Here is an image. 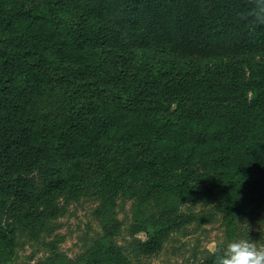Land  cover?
<instances>
[{
    "label": "trees",
    "instance_id": "1",
    "mask_svg": "<svg viewBox=\"0 0 264 264\" xmlns=\"http://www.w3.org/2000/svg\"><path fill=\"white\" fill-rule=\"evenodd\" d=\"M254 3L0 0V264L15 257L7 220L34 223L39 198L31 176L39 174L46 194L61 192L110 146L123 157L110 179L115 187L121 177L161 188L176 172L189 177L191 167L228 179L231 233L217 247L222 253L236 238L235 217L264 191V24L251 15ZM151 48L176 60L219 62L138 64L136 52ZM58 85L66 98L52 116L42 99ZM163 214L135 207L129 233L144 257L159 255L184 222ZM103 221V235L78 260L52 253L35 264H130L116 242L121 223ZM214 258L209 252L201 264Z\"/></svg>",
    "mask_w": 264,
    "mask_h": 264
},
{
    "label": "rangeland",
    "instance_id": "2",
    "mask_svg": "<svg viewBox=\"0 0 264 264\" xmlns=\"http://www.w3.org/2000/svg\"><path fill=\"white\" fill-rule=\"evenodd\" d=\"M29 1L17 0L18 4ZM106 20L112 22L114 17ZM254 59L256 64L263 61L261 57ZM135 61L142 66L182 63L192 69L219 62L218 59L176 60L156 48L138 50ZM64 86H56L42 99L44 111L52 116L61 113L66 98L61 94ZM108 149L103 158L87 162L81 179L61 192L46 194L39 174L31 176L39 198L33 225L24 228L13 219L7 220L16 244L13 264H35L52 253L76 261L88 250L92 239L103 235V220L107 218L121 223L116 242L130 264H201L212 247L217 249L230 239V223L226 219L228 198L224 193L228 179H218L200 167H191L187 170L189 177L176 172L162 181L161 188H151L149 178L121 177L118 179L122 186L115 187L110 179L120 169L123 157L117 146ZM144 195L149 197L143 198ZM253 198L255 202L235 217L236 238L248 235L258 245H264V206L258 204L264 200V191ZM139 202L147 214L164 212L171 214L172 219L184 221L165 238L162 252L150 258L138 252L136 240L129 233ZM138 238L145 239V235L139 234Z\"/></svg>",
    "mask_w": 264,
    "mask_h": 264
},
{
    "label": "clouds",
    "instance_id": "3",
    "mask_svg": "<svg viewBox=\"0 0 264 264\" xmlns=\"http://www.w3.org/2000/svg\"><path fill=\"white\" fill-rule=\"evenodd\" d=\"M251 15L260 24H264V0H255ZM215 254L214 264H264V245H258L248 235L230 240L222 253Z\"/></svg>",
    "mask_w": 264,
    "mask_h": 264
}]
</instances>
